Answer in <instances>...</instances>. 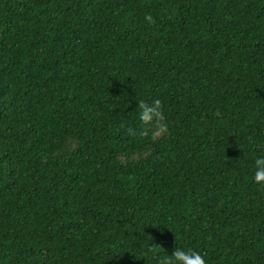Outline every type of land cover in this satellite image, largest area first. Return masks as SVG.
Here are the masks:
<instances>
[{"label": "trees", "instance_id": "1", "mask_svg": "<svg viewBox=\"0 0 264 264\" xmlns=\"http://www.w3.org/2000/svg\"><path fill=\"white\" fill-rule=\"evenodd\" d=\"M259 155L264 0H0V264H264Z\"/></svg>", "mask_w": 264, "mask_h": 264}, {"label": "clouds", "instance_id": "2", "mask_svg": "<svg viewBox=\"0 0 264 264\" xmlns=\"http://www.w3.org/2000/svg\"><path fill=\"white\" fill-rule=\"evenodd\" d=\"M145 20L150 21L151 15L145 13ZM139 119L147 129L150 125H159L163 128V114L160 110V101L152 103L140 102ZM252 179L260 186H264V155L255 157ZM163 264H206L203 255L196 249L175 247L171 254L163 257Z\"/></svg>", "mask_w": 264, "mask_h": 264}]
</instances>
